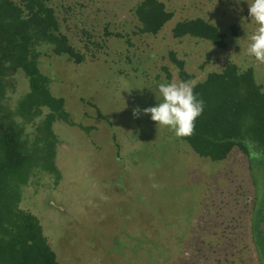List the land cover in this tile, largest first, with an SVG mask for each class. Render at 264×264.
<instances>
[{
    "label": "rangeland",
    "instance_id": "1",
    "mask_svg": "<svg viewBox=\"0 0 264 264\" xmlns=\"http://www.w3.org/2000/svg\"><path fill=\"white\" fill-rule=\"evenodd\" d=\"M140 1L46 0L85 60L75 64L49 47L39 48L40 71L51 93L64 99L75 126L53 125L60 179L38 174L22 189L20 208L39 220L59 264H109L110 256H130L133 242L117 249L130 235L158 239L163 264H256L246 254L247 228L254 189L264 198V167L253 164L249 170L237 150L223 162L199 158L143 112L156 105L157 84L182 82L171 52L185 62L192 85L233 63L240 70L252 68L264 90V62L247 53L257 27L248 3L159 0L174 17L149 36L138 34L134 10ZM197 17L228 34L226 50L172 38L176 22ZM10 81L5 105L14 109L27 81L21 73ZM27 132L32 136L33 129Z\"/></svg>",
    "mask_w": 264,
    "mask_h": 264
},
{
    "label": "trees",
    "instance_id": "2",
    "mask_svg": "<svg viewBox=\"0 0 264 264\" xmlns=\"http://www.w3.org/2000/svg\"><path fill=\"white\" fill-rule=\"evenodd\" d=\"M134 15L139 23L138 34L149 36H156L174 17L159 0H141ZM230 32L235 37L236 26H231ZM171 35L175 40L205 41L220 50L228 46V34L200 17L176 22ZM42 46L75 64L85 60L62 33L55 11L46 0H0V264H59L39 220L20 208L22 189L38 174L60 179L53 125L62 122L75 126L64 99L51 93L50 80L40 71ZM169 59L182 81H193L183 60L173 52ZM18 73L27 81V92L10 109L5 101L11 91L10 79ZM167 77L170 78L168 73ZM193 88L204 101V111L195 121L193 134L179 139L196 156L211 162H223L237 150L247 158L249 170L253 164L264 167V90L255 81L253 69L240 70L228 63L220 71L208 73ZM99 116L104 118L100 113ZM27 128L33 129L32 136ZM79 128L91 131L89 127ZM254 193L246 254L252 255L256 264H264V198L258 197L255 189ZM144 240L126 236L117 249L133 242L128 247L130 256H110L109 264H163L164 248L159 240Z\"/></svg>",
    "mask_w": 264,
    "mask_h": 264
},
{
    "label": "clouds",
    "instance_id": "3",
    "mask_svg": "<svg viewBox=\"0 0 264 264\" xmlns=\"http://www.w3.org/2000/svg\"><path fill=\"white\" fill-rule=\"evenodd\" d=\"M241 0H237L240 3ZM249 6V16L256 22V30L250 38L247 53L256 60L264 62V0H246ZM150 88V87H149ZM141 89V88H136ZM152 89V88H151ZM156 92L159 93L157 98ZM157 103L153 107L143 109L150 114L158 126L168 127L176 137H188L193 134L195 121L204 111V101L194 93L189 82H161L156 85ZM140 109L133 112L138 116ZM252 148L250 142H246ZM253 155L258 153L253 152Z\"/></svg>",
    "mask_w": 264,
    "mask_h": 264
}]
</instances>
